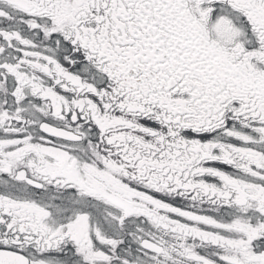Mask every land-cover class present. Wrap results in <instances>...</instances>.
Instances as JSON below:
<instances>
[{
	"label": "snow or ice",
	"instance_id": "6c2138e0",
	"mask_svg": "<svg viewBox=\"0 0 264 264\" xmlns=\"http://www.w3.org/2000/svg\"><path fill=\"white\" fill-rule=\"evenodd\" d=\"M0 264H264V0H0Z\"/></svg>",
	"mask_w": 264,
	"mask_h": 264
}]
</instances>
